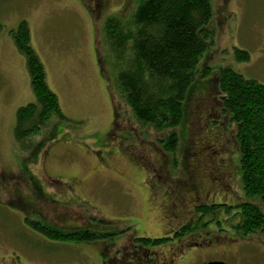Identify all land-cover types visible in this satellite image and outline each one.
I'll return each instance as SVG.
<instances>
[{
  "label": "rangeland",
  "instance_id": "1",
  "mask_svg": "<svg viewBox=\"0 0 264 264\" xmlns=\"http://www.w3.org/2000/svg\"><path fill=\"white\" fill-rule=\"evenodd\" d=\"M135 6V0H0V264H103V257L110 264H264L263 237L234 229V204L246 197L234 124L221 114L215 82L228 66L264 83V0H211L214 42L183 100L173 162L158 147L171 129L137 123L119 90L130 42L121 58L105 35L111 17L131 28ZM22 20L66 120L53 118L38 136L19 142L16 110L35 101L26 61L10 37ZM235 49L248 52V60L235 61ZM16 198L51 227L113 235L53 242L23 223ZM195 201L217 205L190 238L203 248L177 246L166 256L170 245L132 240L169 235L176 216L183 220ZM252 202L264 213V204ZM217 219L227 229L216 231Z\"/></svg>",
  "mask_w": 264,
  "mask_h": 264
},
{
  "label": "trees",
  "instance_id": "2",
  "mask_svg": "<svg viewBox=\"0 0 264 264\" xmlns=\"http://www.w3.org/2000/svg\"><path fill=\"white\" fill-rule=\"evenodd\" d=\"M135 2L132 29L125 22L111 17L105 22V35L121 58L125 44L130 42L132 58L117 76L119 90L137 123L149 125L158 132L171 129L158 140V147L170 155L173 162L178 148V135L174 128L183 117V100L186 98L187 101L190 92H187L188 86L195 78L194 71L205 47L214 42L215 30L211 26L213 8L211 0ZM10 37L26 61V71L35 97L34 102L18 108L15 113L13 138L22 142L38 136L53 118L66 120V117L56 94L46 82L42 62L35 49H32L27 22L22 20L12 28ZM234 51L235 61L248 60V52L240 49ZM218 75L215 82H218L219 94L216 92V95L219 97L221 114L234 124L240 185L246 197L242 203L234 206L238 217L235 228L245 238L258 234L264 239V213L252 202L256 200L264 204V83L247 79L228 66L219 68ZM216 207L214 204L198 205L195 212L203 216ZM23 223L53 242L87 243L113 235L96 233L88 228L62 231L38 219H24ZM190 233L196 234L187 226L180 235ZM134 240L145 246H166L170 241L167 236ZM102 259L103 264H110L106 258Z\"/></svg>",
  "mask_w": 264,
  "mask_h": 264
},
{
  "label": "flooded vegetation",
  "instance_id": "3",
  "mask_svg": "<svg viewBox=\"0 0 264 264\" xmlns=\"http://www.w3.org/2000/svg\"><path fill=\"white\" fill-rule=\"evenodd\" d=\"M146 164H148V162H147V159L145 160V162H144V166L146 167ZM181 195V194H180ZM180 199H181V196H180ZM243 201V200H242ZM242 201L240 200L238 203L236 202L235 204H234V206H236V205H238L239 203H242ZM16 203L18 204V206L20 205V209H21V212H22V217H23V220L25 219H28V220H30L29 218V214H30V212H34L35 213V211H34V209H32L31 207L29 208L28 206H26V205H24L23 204V202H22V200L21 199H17L16 198ZM206 204H208V203H204V202H199V203H197L196 204V201L195 202H192V204L188 207V209H187V212H185V218L182 220H178L179 219V216H176V222H175V224L174 225H172V228L169 230V235H165V236H167L169 239H170V241H171V243H168V242H170V241H168L167 243H166V245H170V246H172V247H170L169 246V251H168V254L166 255V256H169V253L171 252V251H173L174 249H172V248H174V247H180V248H188V247H192V248H196V249H199V248H203V246H205L204 244L205 243H203V242H197V240H193V241H191V239L190 238H192V237H196V236H198V233H197V228H199V226L197 227V223H198V219L200 218V217H202V214L201 213H196L195 211V209L198 207V205H206ZM210 205H212V204H210ZM182 210V209H181ZM184 211V210H183ZM38 216H40L41 217V219H42V221H44L46 224H48L47 222L48 221H45L44 220V218L45 219H47V217H45V216H43L42 214L41 215H38ZM218 220V219H217ZM171 221V220H170ZM195 221V222H194ZM174 221H171V223H173ZM220 222V223H219ZM221 221L220 220H218V222H217V224L219 225V227L217 228H215V230L217 231V230H219V231H221V230H225V229H227V228H224L222 225H221ZM216 223H213V225H215ZM201 225V224H200ZM221 225V226H220ZM190 227L194 232H196V234L195 233H190V234H188V235H186V236H182V235H180V233L182 232V230H184V228L185 227ZM234 229L236 230V228L234 227ZM237 231V230H236ZM227 236V235H226ZM133 239H136L135 237H133L132 238V240ZM190 239V240H189ZM174 245H176V246H174ZM127 246V245H126ZM167 246V247H168ZM127 247H129V246H127ZM156 253V252H155ZM12 254H14V257H15V253H14V251H12ZM165 259V258H164ZM150 262V259H149V261L148 262H144V263H149ZM141 264H143V263H141Z\"/></svg>",
  "mask_w": 264,
  "mask_h": 264
},
{
  "label": "water",
  "instance_id": "4",
  "mask_svg": "<svg viewBox=\"0 0 264 264\" xmlns=\"http://www.w3.org/2000/svg\"><path fill=\"white\" fill-rule=\"evenodd\" d=\"M204 264H225L223 261H211Z\"/></svg>",
  "mask_w": 264,
  "mask_h": 264
}]
</instances>
